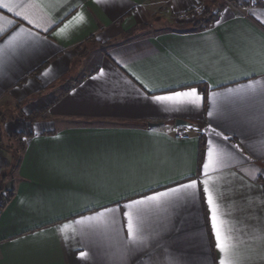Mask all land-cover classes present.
Masks as SVG:
<instances>
[{"label":"crops","instance_id":"0c3cea01","mask_svg":"<svg viewBox=\"0 0 264 264\" xmlns=\"http://www.w3.org/2000/svg\"><path fill=\"white\" fill-rule=\"evenodd\" d=\"M240 2L192 29L171 19L203 0H0V113L15 109L1 135H28L2 191L15 187L0 264H219L205 180L236 264H264V0ZM191 88L199 106L153 99ZM192 181L175 207L147 206L146 246L120 259L124 204Z\"/></svg>","mask_w":264,"mask_h":264},{"label":"snow or ice","instance_id":"6c2138e0","mask_svg":"<svg viewBox=\"0 0 264 264\" xmlns=\"http://www.w3.org/2000/svg\"><path fill=\"white\" fill-rule=\"evenodd\" d=\"M0 6L9 7L8 4H0ZM9 10L11 9L9 8ZM252 14L256 15L255 12H253ZM17 15H20V13L17 12ZM24 19H28V17L24 16ZM80 19H83V17H80ZM31 22L32 21L29 20V23ZM61 31L63 32V29ZM7 46L12 49L13 54H16V50L18 48L23 47L22 44L18 43V39L15 36L9 40ZM2 51L3 49H0V52ZM45 75H47V73H45ZM101 75H103V72H101ZM256 83L259 82H253L252 84L248 85V90H250V93L252 95L256 94V88L254 87ZM228 91L232 92L233 90L229 89ZM215 95L216 94H214L213 99H215ZM260 95L264 97V89L260 90ZM243 98L244 97H241V99ZM153 99L158 103H165L171 105L199 106L203 98L198 94L195 88H191V90L189 91H177L167 96H155L153 97ZM208 115L211 116L212 112H209ZM218 155L219 154L217 153L216 149H214L213 147H209L208 161L203 165L206 176L207 170L209 168H213L217 164ZM255 171L258 170H253V173H251L253 179H255ZM203 183L205 184L204 192L208 193L207 202L212 212L211 220L212 228L215 232L216 248L221 254L219 264H236V261L230 255L233 248L235 247V245L232 243V237L230 235H227L224 231L223 222L218 216L217 205L214 202L212 193L207 187L208 181L205 180ZM196 187V181H192L189 184H181L179 187L170 188L166 192H157L151 196L145 195L141 199H133L130 200L128 203L124 204L123 207L125 209H128V211L124 212V215L127 217V240L125 241L123 249L118 250L119 258L124 259L128 253L135 250H139L141 246H146L148 237L144 234V220L147 215V206L154 205L155 207L159 208L162 205H167L170 207H175L176 205L174 200L170 198L176 197V195L181 192L186 193L188 189H195ZM192 195H194V193ZM115 211L116 209H105L103 212H98L93 216L82 217L80 220L76 221V223L87 226L89 228H94L99 224L106 223L105 213ZM112 222L115 223V220H113ZM67 227L68 225L64 226V228ZM81 258H86V254L82 252Z\"/></svg>","mask_w":264,"mask_h":264},{"label":"rangeland","instance_id":"374dc122","mask_svg":"<svg viewBox=\"0 0 264 264\" xmlns=\"http://www.w3.org/2000/svg\"><path fill=\"white\" fill-rule=\"evenodd\" d=\"M203 2H204V4H206L204 6L211 8L212 12L214 14L216 13V15H220V13H221L220 11L222 10L223 7L232 6V7H235L239 10V9H242L241 4H243L240 2V0H203ZM202 6H200L201 7L200 13L202 12ZM160 17H163V16L161 14H158L157 18H155L154 20L159 21L160 19H163ZM190 17H191V13H190ZM190 17L186 18L184 20H181L180 15H177V16H173L171 20H173L174 23L176 22L178 24H184L185 22L188 23V21L191 22L190 20H192V18H190ZM175 18H176V20H175ZM2 114H3L5 121H6V120L10 119L15 114V109L5 107L4 109H2ZM4 136H5V140H3V141L7 145V149L6 150L1 149L0 151L3 152V150H5V152H6L5 154H6V158H7L6 160L9 161L8 164L10 163L7 166L6 171H5V175L7 174V179H9L11 177L10 175H12L11 170L13 169L15 162L18 160L22 151L25 148V142H26L27 136L22 137V141H20L19 139L13 138V137H8L9 135L6 132L4 133ZM2 155H3V153H2ZM3 160H4V158H3ZM10 179H9V181H10ZM2 180H3V178L0 179V189L1 188L3 189L5 186L3 184ZM2 202L3 201L0 198V203H2Z\"/></svg>","mask_w":264,"mask_h":264},{"label":"trees","instance_id":"16d2710c","mask_svg":"<svg viewBox=\"0 0 264 264\" xmlns=\"http://www.w3.org/2000/svg\"><path fill=\"white\" fill-rule=\"evenodd\" d=\"M190 13H191V17L190 18H192V21H191L192 22L191 23V28L192 29H204V28H207L210 25H212L217 19V16L212 12L211 8L205 7V6L204 7L202 6V12L201 13H197V11L195 9H191ZM4 122H5V118H4L3 114L0 113V149H5L6 150L7 149V145L4 143V141L2 139V135H1L2 127H3ZM22 137H26V135H24V134H15L13 136V138L19 139L20 141H22ZM6 180H7V174L4 175V178L2 180L3 184L6 182ZM2 191H3V189L1 188L0 189V195H2V197L4 198V202H3V204H2V206L0 208H3L8 202H10L12 200V198L15 195V187H13L10 191H7L5 194H2Z\"/></svg>","mask_w":264,"mask_h":264},{"label":"built area","instance_id":"2783aa9c","mask_svg":"<svg viewBox=\"0 0 264 264\" xmlns=\"http://www.w3.org/2000/svg\"><path fill=\"white\" fill-rule=\"evenodd\" d=\"M197 11V13H200L201 11V8L200 7H197L195 9ZM190 17V12H184L180 15V19L181 20H184L186 18H189ZM174 138L176 140H182V141H185V140H190L192 138L191 134L189 132H187L185 129L183 128H179L176 133L174 134Z\"/></svg>","mask_w":264,"mask_h":264},{"label":"water","instance_id":"95a60500","mask_svg":"<svg viewBox=\"0 0 264 264\" xmlns=\"http://www.w3.org/2000/svg\"><path fill=\"white\" fill-rule=\"evenodd\" d=\"M177 125H188V123H186V121L178 120Z\"/></svg>","mask_w":264,"mask_h":264}]
</instances>
